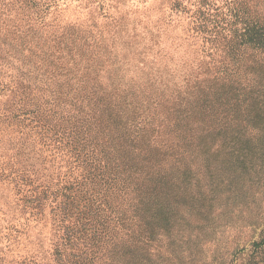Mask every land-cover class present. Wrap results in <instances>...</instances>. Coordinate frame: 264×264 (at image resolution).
I'll return each instance as SVG.
<instances>
[{"label":"rangeland","instance_id":"374dc122","mask_svg":"<svg viewBox=\"0 0 264 264\" xmlns=\"http://www.w3.org/2000/svg\"><path fill=\"white\" fill-rule=\"evenodd\" d=\"M102 2L60 6L72 32L0 0V264H264V51L243 54L258 106L231 105L222 74L165 65L158 32ZM175 143L193 154L165 166L166 194L124 183L125 159L145 176Z\"/></svg>","mask_w":264,"mask_h":264},{"label":"trees","instance_id":"16d2710c","mask_svg":"<svg viewBox=\"0 0 264 264\" xmlns=\"http://www.w3.org/2000/svg\"><path fill=\"white\" fill-rule=\"evenodd\" d=\"M67 1L72 0H1V3L4 7L16 6L32 10L36 20L40 18L39 15L52 13L53 19L60 27L67 31L79 32L83 25L77 16L68 15L66 20L61 22V18H65L59 11L60 6L65 5ZM247 4H250L249 0H103L100 8L105 16L115 18L118 14L127 15L136 22L138 28L157 31L166 57L165 65L180 69L190 67L214 76L222 74V80L228 83L225 97L231 105H241L243 100L250 96L257 107L262 64L258 60H251L250 65L246 64L249 58H245L243 54L246 48L264 51V23L262 18H254L250 14L246 8ZM236 24L241 25L230 34L228 25ZM242 69L245 71L241 72V75H245V72L252 73L254 82L240 84L238 79L231 77ZM207 134L211 138V132L208 131ZM208 144L206 140L196 143L205 145L203 147ZM169 148L167 156L163 153L161 158L144 154L142 160L147 165L145 176L143 169L139 168L140 165L137 168L136 162L131 164L134 159H125L122 166L126 179L124 183L130 178H144L147 182L144 190L147 187L151 188L150 193L156 190L159 194H166L175 184L165 178V166L170 168L171 162L174 161L182 170L185 167L182 162L193 154L181 143L170 144ZM204 153L209 154L208 148ZM182 173L187 186V175L191 172L184 170ZM135 185L139 186L137 183ZM164 198L160 197L156 201L161 210L157 216L160 219L164 211ZM153 233L154 230H150L149 236L152 237Z\"/></svg>","mask_w":264,"mask_h":264}]
</instances>
